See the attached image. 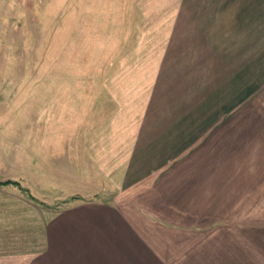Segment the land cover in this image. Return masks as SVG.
Instances as JSON below:
<instances>
[{
  "label": "rangeland",
  "instance_id": "obj_1",
  "mask_svg": "<svg viewBox=\"0 0 264 264\" xmlns=\"http://www.w3.org/2000/svg\"><path fill=\"white\" fill-rule=\"evenodd\" d=\"M180 53L172 61L177 76L194 71L178 64H189L186 53L192 59L201 53L207 80H216L207 89L208 106L216 84L223 99L232 85L238 89L235 80L264 84V0H0V240L13 235L17 250L35 252L40 218L68 201L19 166L27 160L34 172L37 158H64V144L55 150L74 121L89 122L92 110H112L132 126L157 92L164 73L157 63ZM257 100L262 114L264 97ZM238 110L234 121H245L248 110ZM50 140L56 147L46 145ZM259 195L253 210L224 216L232 220L223 229L233 242L208 241L222 253L211 264H264Z\"/></svg>",
  "mask_w": 264,
  "mask_h": 264
},
{
  "label": "crops",
  "instance_id": "obj_2",
  "mask_svg": "<svg viewBox=\"0 0 264 264\" xmlns=\"http://www.w3.org/2000/svg\"><path fill=\"white\" fill-rule=\"evenodd\" d=\"M180 55L160 68L157 63L156 71L164 70L157 92L132 126L114 119L119 115L112 117V110H92L89 122L74 121L69 139L55 150L59 153L64 144V158H37L34 172L27 160L25 170L18 165L25 176L44 180L57 199L68 201L40 218L35 252L17 250L13 235L1 239L7 245H0V264H211L219 255L222 259L221 250L207 242H223L224 236L233 242L231 230L224 235L223 229L232 220L224 216L253 210L255 194L264 200V111L258 112L263 108L257 100L264 97V84L254 77L235 80L238 89L232 85L226 99L216 84L210 98L214 106H208L207 89L217 82L207 80L204 58L186 53L183 60L189 64H178L194 71L177 76L172 61ZM222 68L220 63L216 70L222 73ZM241 108L248 116L235 122ZM45 143L56 147L58 142Z\"/></svg>",
  "mask_w": 264,
  "mask_h": 264
}]
</instances>
